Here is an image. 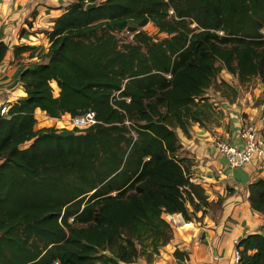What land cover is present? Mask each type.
I'll return each instance as SVG.
<instances>
[{
  "label": "trees",
  "instance_id": "16d2710c",
  "mask_svg": "<svg viewBox=\"0 0 264 264\" xmlns=\"http://www.w3.org/2000/svg\"><path fill=\"white\" fill-rule=\"evenodd\" d=\"M46 35L47 61L21 72L25 97L0 116V264H151L174 236L164 216L200 222L222 202L208 201L174 131L204 126L221 71L264 84V0H72ZM36 112L97 123L35 129ZM247 190L264 213V179ZM236 248L238 264H264L260 232Z\"/></svg>",
  "mask_w": 264,
  "mask_h": 264
},
{
  "label": "crops",
  "instance_id": "0c3cea01",
  "mask_svg": "<svg viewBox=\"0 0 264 264\" xmlns=\"http://www.w3.org/2000/svg\"><path fill=\"white\" fill-rule=\"evenodd\" d=\"M71 1L0 0V47L4 49L0 59V108L2 105L10 107L25 97L20 74L39 62L47 61L43 59L49 47L46 34ZM21 47L30 50L15 53ZM257 81L255 86L241 92L239 98L233 101L222 98L220 105L213 104L216 107L214 111L221 110L226 114V124L230 126L228 131L214 123H204V126L194 123L188 128L190 136L186 137L180 129H175L179 143L191 160L195 181L202 185L209 202L215 204L218 199L222 202L218 208H209L200 222H185L181 215H167L180 222L175 227L173 239L151 264H230L233 241L260 232L264 213L251 209L247 190L250 183L264 179L258 171V163L229 170L215 149L216 140L235 142L243 121L253 123L264 139V84L259 79ZM37 114L47 121H55L51 126L58 130H64L69 124L70 117L66 115L52 119L41 112ZM44 127L49 126L36 124L35 129ZM197 217H201V213ZM175 250L187 253L188 259H175ZM134 264L147 263L139 259Z\"/></svg>",
  "mask_w": 264,
  "mask_h": 264
},
{
  "label": "built area",
  "instance_id": "2783aa9c",
  "mask_svg": "<svg viewBox=\"0 0 264 264\" xmlns=\"http://www.w3.org/2000/svg\"><path fill=\"white\" fill-rule=\"evenodd\" d=\"M171 13V12H170ZM129 40L134 36L133 33L125 31L124 33ZM170 78V76H167ZM9 108L7 105H2L0 108V116L6 117ZM69 123L72 130L77 133H83L97 123L94 112H87L82 116L69 118ZM216 151L224 158L225 164L229 170L241 169L253 162L258 163V171L264 177V139L259 134L255 125L249 121H245L238 132L235 142H228L225 140L215 141ZM170 223L179 225V220L171 216H167ZM260 233L264 235V222L261 227ZM239 241H233V251L231 254V263H239V251L237 244Z\"/></svg>",
  "mask_w": 264,
  "mask_h": 264
},
{
  "label": "rangeland",
  "instance_id": "374dc122",
  "mask_svg": "<svg viewBox=\"0 0 264 264\" xmlns=\"http://www.w3.org/2000/svg\"><path fill=\"white\" fill-rule=\"evenodd\" d=\"M194 25H191V28H193ZM144 31H146V33L152 37V39H154V41H159L161 39H163L165 36L158 34L154 27L152 25H149L147 27L144 28ZM119 43V46L123 45L124 43L129 41V38L124 34V33H119V34H115ZM258 78H252L251 80H249L248 82H245L244 84H240L238 82V80L236 79V77H233L229 74L226 73V71H221L217 78L215 79V83L212 85V87H210V89H208L205 92V97L207 99V103L210 105V110L207 111L208 117H201V119L203 120L202 122L205 124H212L214 123L215 125H220L223 128H225L227 131L230 128L229 124H226V114H224L221 110L220 111H214L213 108L215 109L216 107H213L214 103H217L220 105L222 98L224 99L225 97L228 98V100H235V98H239L241 92H244L246 90L249 89V87L251 86H255L258 83ZM260 81V80H259ZM223 82L229 84V86H232L233 89H237L239 91V93H233L230 89H228ZM54 88L55 85L52 84ZM218 86V90L216 89V87ZM225 97H224V96ZM214 100V101H211ZM36 118V124H38V126H49L52 127L51 125H53L55 123V121H50V120H45L44 118H42V116H40L39 114H37L35 116ZM245 121H243L244 123ZM194 123H191L189 125V127H191V125ZM60 125V124H59ZM65 129L62 130L61 132L63 134H68L72 131V127L69 124H67L66 127H64ZM77 132V131H76ZM181 156H186V152L183 149L182 152H180ZM191 161V160H190ZM165 219L168 221L167 216H164ZM174 227H177V225L172 224ZM179 231V230H178ZM157 258V257H156ZM155 258V259H156ZM153 263V262H152Z\"/></svg>",
  "mask_w": 264,
  "mask_h": 264
},
{
  "label": "water",
  "instance_id": "95a60500",
  "mask_svg": "<svg viewBox=\"0 0 264 264\" xmlns=\"http://www.w3.org/2000/svg\"><path fill=\"white\" fill-rule=\"evenodd\" d=\"M96 4L97 3H92V4L89 3V4H87L86 7H85V10H90V9L94 8L96 6Z\"/></svg>",
  "mask_w": 264,
  "mask_h": 264
}]
</instances>
